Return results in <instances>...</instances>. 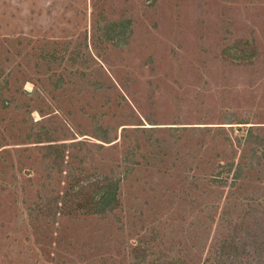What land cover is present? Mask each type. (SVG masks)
<instances>
[{"label": "rangeland", "instance_id": "374dc122", "mask_svg": "<svg viewBox=\"0 0 264 264\" xmlns=\"http://www.w3.org/2000/svg\"><path fill=\"white\" fill-rule=\"evenodd\" d=\"M0 264H264V0H0Z\"/></svg>", "mask_w": 264, "mask_h": 264}]
</instances>
